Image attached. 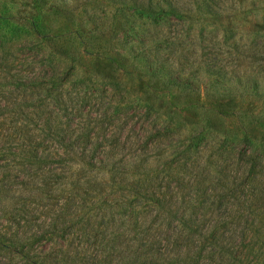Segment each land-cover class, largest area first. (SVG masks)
I'll use <instances>...</instances> for the list:
<instances>
[{
    "label": "rangeland",
    "instance_id": "1",
    "mask_svg": "<svg viewBox=\"0 0 264 264\" xmlns=\"http://www.w3.org/2000/svg\"><path fill=\"white\" fill-rule=\"evenodd\" d=\"M222 1L226 11L220 18L194 13L136 26L130 12L105 0H0V52H5L0 102L12 100L11 111L0 118V134H19L23 126L27 138L17 141L19 148L33 136L37 143L45 141L50 153H57L59 144L77 150L90 134L109 140L103 141L104 152L126 160L124 166L133 172L124 180L89 172L100 190L89 194L87 202L78 197L68 206L70 188L57 189L49 201L31 203L32 209L22 213L16 202L23 194L18 187L23 157L12 153L15 144L0 137V178L6 177L5 192L14 196L8 217L0 221L1 234L30 228L42 232L52 222L49 232L54 233L41 246L54 264L104 263L110 234L123 235L128 244L150 238L162 251L180 248V225H170L166 210L156 203L154 209L147 205L160 198L164 206L171 199L199 213L201 226L217 228L226 239L237 232L238 246H244V233L257 229L264 218L261 169L247 166L240 173L237 164L222 159L214 172L208 163L230 152L240 160L251 140H264V101L250 93L255 84L264 85V0ZM11 8L6 22L4 13ZM2 37L7 45L1 44ZM127 47L158 52L175 78L198 91L151 81L126 59ZM208 68L223 73L221 85L237 88L235 93L222 96L216 84L212 87ZM21 75L38 79V87L25 92L10 83ZM27 102L33 107L26 108ZM137 185H146L149 192L129 216L102 215V209L118 208ZM23 196L34 201L32 195ZM259 233L264 234V226ZM258 237L264 241V235ZM14 256L0 253V264H22ZM165 260L162 264L175 259ZM227 260L199 264H239Z\"/></svg>",
    "mask_w": 264,
    "mask_h": 264
},
{
    "label": "trees",
    "instance_id": "2",
    "mask_svg": "<svg viewBox=\"0 0 264 264\" xmlns=\"http://www.w3.org/2000/svg\"><path fill=\"white\" fill-rule=\"evenodd\" d=\"M105 1L130 12L135 21H137L135 22L136 26L139 22H143L146 25V20L182 18L194 13L210 18H220L226 11L222 0ZM3 4L6 8L9 7L7 3ZM11 10L12 8L9 9L7 13H4L3 18L6 22L11 19ZM1 44L7 45L5 37L1 38ZM156 47L159 51L160 46L158 45ZM125 51L127 53L125 56L126 59L131 62L137 71L147 76L151 81L185 92L198 91L190 82L175 78L173 67L168 66L158 52L156 54L155 52L146 54L145 52L136 50L134 47H127ZM2 52H0V61L4 58L5 52ZM206 76L215 81L212 82V87L216 84L218 92L221 93L222 96L233 94L237 90V88L235 89L232 86L228 88L221 85L224 74L219 71L216 72L208 68V70H206ZM19 77V80L10 83L17 84L16 86L22 88L25 92L39 85L38 79L31 78V76L21 75ZM3 79L4 78L0 75V81ZM207 87L208 86H206L205 89H207ZM250 93L259 100L264 101V85H259V83L255 84L251 87ZM8 100L9 101L5 102L6 104L0 102V118H5L11 111L12 100L11 98ZM33 105L32 102H27L25 104L26 108L33 107ZM18 128L22 131L19 134H15L16 136L9 132L0 134V137H2L3 141L7 140L9 143L15 144L16 146L12 148V153L15 156L20 154V157H23V180L21 185H18V187L22 189L23 194L18 199V202H16L20 204L22 213L26 209H32L30 206L31 203L36 204L44 200L49 201L51 197L55 196L54 193L57 189L67 191V189L70 188L69 200L66 202L68 206L78 197L83 199L84 202H87L89 194H93L100 190L97 186V181L90 178L89 172L98 170V173H108L113 177L122 178V180L129 178L131 173H133L131 169L128 170L124 166L126 160L122 161L117 157V154L104 152V148L106 147L103 146V141L108 142L109 140H103L101 142L99 137L94 139L89 134L77 150L72 146H62V144H59L57 149L58 152L50 153L44 149L43 142L45 141L37 143L33 136L29 138L30 142H28V144L19 148L20 145L17 141L20 142L21 139H26L27 134L24 133L23 126ZM58 139L60 143L64 141L62 138ZM116 141L119 142L120 140L117 139ZM240 141L242 144L245 139L242 138ZM115 145L116 144H114V146ZM240 155L241 159L237 160L233 152H230L226 156H222L223 158L219 157V160L211 161L208 165H210L209 167H211L214 172H219L220 163L223 159L222 161L224 163L237 164L240 173L245 167L252 166L260 168L261 170L258 171V173L264 176V140H251L249 146H244ZM76 170L80 171L81 174L79 176L72 177L69 175L70 172H75ZM147 179L152 181V178ZM5 180V176L0 178V221L8 217V208L14 203V196L5 192ZM143 190H146L147 194H144V192H142ZM123 191L124 190L121 192L123 193ZM128 192V196H124L125 199L119 201L118 208L112 206V209H102V215H104L105 218L114 217L116 215L129 216L131 212L136 209L135 206H137V201L141 199L142 196L148 195L149 188L146 185H143V187L137 185L129 188ZM256 193L262 196V193L260 194L257 190ZM23 195H32L34 201L28 200ZM99 195L100 198L105 196L104 193ZM119 197L120 196H118V198ZM158 201L163 202L160 198L157 200L152 199L147 205L154 209L156 207L154 203H156L159 210H166L165 213L170 220V225H174L175 223L180 225L181 232L176 234L178 236L176 246L180 248L171 246L162 251L160 247L157 246L156 241L150 238H146V243L134 239L131 244H128L123 235L110 234L112 236L108 237L110 238V250L106 252L104 256L105 260L102 264H162L163 261H166L165 259H175L172 262H167L168 264H199L202 261L216 262V260L226 258L229 259L227 261H238L239 264H264V241L262 242L258 237L264 235L259 233L264 226V218L259 220L257 229L251 230L248 234L244 233L246 237L242 238L244 243L242 247L238 246V238L236 236L234 237L237 232H234V235H231V237L228 236L226 239L225 234L218 232L217 228H205V226H201L199 224L201 220L199 213H194L192 210L184 208L183 205L172 202L171 199H169L165 206ZM255 201L257 203V199L253 200V202ZM39 209H42V211L44 210L43 207L39 208V206H37L36 210ZM47 217L48 216H46V219ZM89 217L91 218L92 216ZM19 224H21V222H19ZM46 225L48 229H44L42 232H33L32 228H30L26 229L24 232L0 233V253L4 251L12 253L15 255V259L21 260L22 264H54L51 258L44 255L45 251L41 246L44 245L49 239V236L54 233L49 232V230H52L54 227L53 223L46 222ZM233 231L237 230L234 229ZM64 253L68 255L70 251L67 249ZM63 264L85 263L84 261L66 260Z\"/></svg>",
    "mask_w": 264,
    "mask_h": 264
}]
</instances>
